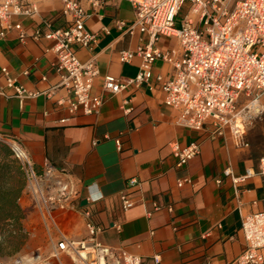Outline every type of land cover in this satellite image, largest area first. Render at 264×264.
Listing matches in <instances>:
<instances>
[{
    "label": "crops",
    "instance_id": "obj_1",
    "mask_svg": "<svg viewBox=\"0 0 264 264\" xmlns=\"http://www.w3.org/2000/svg\"><path fill=\"white\" fill-rule=\"evenodd\" d=\"M31 1L37 3L38 14L13 17L12 24L20 23L27 33L43 28L45 20L51 29L67 26L60 0ZM81 4L87 14L85 28L96 34L97 42L91 49L73 45L72 50L80 62L93 59L98 68L92 95L101 96L103 103L97 114L69 113L64 104L57 103L67 95L64 89L56 88L49 97L44 93L60 82L53 41L21 43L14 29L0 38V82L1 68L6 67L26 90L40 93L22 103L0 96V141L14 150L18 147L37 171L47 163L64 170L76 191L72 208L56 212L57 227L31 208L26 190L22 191L18 203L27 235L16 255L22 261L32 256L58 264L50 257L54 240L59 233L82 238L81 212L86 210L103 229L97 237L101 244L124 249L145 264H153L155 255L160 264H234L245 249L242 216L264 211V176L258 174L259 160L264 158V97L248 108L249 100L242 98L232 124L214 135L209 125L196 131L176 124L175 113L164 104L155 81L158 75L167 79L173 73L171 65L161 59L154 62L148 83L128 84L116 94L106 91L105 77L121 82L135 77L140 58L121 62L119 52H134L148 37L117 28V21L128 25L134 18L126 0H103L99 7L86 1ZM154 46L162 53L180 52L173 37L159 36ZM123 106L131 109L128 115ZM172 142L181 148L199 143V153L178 168L168 146ZM225 170L233 177L247 171L253 175L233 184ZM131 178L139 185L131 190L133 207L123 211L118 194ZM182 178L191 183L179 186ZM59 261L73 264L65 254L59 255Z\"/></svg>",
    "mask_w": 264,
    "mask_h": 264
},
{
    "label": "built area",
    "instance_id": "obj_2",
    "mask_svg": "<svg viewBox=\"0 0 264 264\" xmlns=\"http://www.w3.org/2000/svg\"><path fill=\"white\" fill-rule=\"evenodd\" d=\"M82 1L99 7L103 0H60L61 15L67 20L64 28L51 29L49 21H43V28L36 27L27 33L20 23H11L13 17H32L38 14V5L31 0H0V38L8 30L17 32L19 42L28 39H41L54 42L52 51L58 72V86L44 92L51 96L56 88L64 89L66 96L57 103L64 104L67 111L74 114H97L103 98L92 95L93 81L98 76V68L93 59L80 62L73 45L91 49L97 36L85 28L87 14ZM134 11L132 22L125 25L117 21L119 29L133 34L141 32L148 37L145 45L134 52H119L121 62H130L134 56L141 60L135 77L121 82L112 77L104 78V89L113 94L122 91L128 84L138 87L152 78V66L158 59L171 65L170 78L158 75L155 81L160 84L163 102L173 109L176 124L191 130L212 127L214 135L221 134L223 128L232 124L240 113L239 102L249 100L246 108L258 105L264 97V0H126ZM183 13L180 23L176 19ZM159 36L176 38L180 52L162 53L154 42ZM0 96L14 97L20 103L24 99L35 98L40 93L29 92L9 75L6 67L1 68ZM127 102L124 101L123 104ZM128 115L130 108L122 107ZM97 140L93 141L95 144ZM118 148L120 143L115 140ZM175 159L176 167L185 166L199 153V143L193 142L180 147L176 142L168 144ZM26 177L24 190L30 199L32 209L57 227L55 214L70 210L76 191L64 177L65 171L45 164L37 171L27 160L25 154L15 147ZM258 174L264 176V158L258 163ZM233 184L244 181L253 175L247 171L244 176L233 177ZM189 178L177 181L179 186L190 184ZM139 182L127 180L125 189L118 194L121 209L133 207L131 190ZM157 207V206H156ZM85 235L71 238L59 233L54 240L51 258L58 264L59 255L65 254L73 264H145L141 257L124 249L111 248L101 244L97 237L103 229L96 225L89 211H82ZM240 230L245 242L244 251L235 259L234 264H264V211L246 214L241 218ZM22 233L27 232L22 228ZM153 264H160L159 256L152 257ZM25 264L21 258L14 257L8 263ZM37 264H51L48 259Z\"/></svg>",
    "mask_w": 264,
    "mask_h": 264
},
{
    "label": "trees",
    "instance_id": "obj_3",
    "mask_svg": "<svg viewBox=\"0 0 264 264\" xmlns=\"http://www.w3.org/2000/svg\"><path fill=\"white\" fill-rule=\"evenodd\" d=\"M23 164L14 149L0 141V251L9 239L16 240L10 253L24 242L21 221L24 213L18 199L25 188Z\"/></svg>",
    "mask_w": 264,
    "mask_h": 264
},
{
    "label": "rangeland",
    "instance_id": "obj_4",
    "mask_svg": "<svg viewBox=\"0 0 264 264\" xmlns=\"http://www.w3.org/2000/svg\"><path fill=\"white\" fill-rule=\"evenodd\" d=\"M180 20H181V17H178L176 19V25L177 26L179 25ZM15 242H16V240H13V239H9L6 241V245H4L2 247V250L0 251V262L8 263L14 257L19 258V256H17L16 254L22 249L25 241L20 245V248H19V250H17V252L10 253V251L16 246ZM23 259L25 260V261H23V263H25V264H37L40 261V260H36L35 258H32V256L25 257Z\"/></svg>",
    "mask_w": 264,
    "mask_h": 264
}]
</instances>
